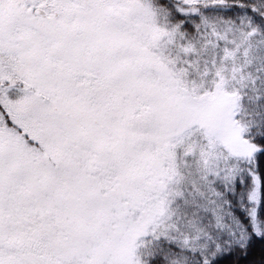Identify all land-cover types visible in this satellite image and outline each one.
<instances>
[{
	"label": "snow or ice",
	"instance_id": "6c2138e0",
	"mask_svg": "<svg viewBox=\"0 0 264 264\" xmlns=\"http://www.w3.org/2000/svg\"><path fill=\"white\" fill-rule=\"evenodd\" d=\"M0 264H264V0H0Z\"/></svg>",
	"mask_w": 264,
	"mask_h": 264
}]
</instances>
